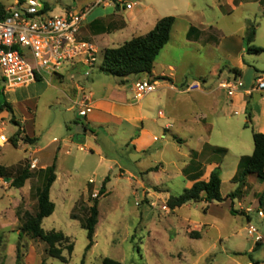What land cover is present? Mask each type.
Wrapping results in <instances>:
<instances>
[{
  "label": "rangeland",
  "instance_id": "rangeland-1",
  "mask_svg": "<svg viewBox=\"0 0 264 264\" xmlns=\"http://www.w3.org/2000/svg\"><path fill=\"white\" fill-rule=\"evenodd\" d=\"M16 1L21 0H0V5L6 9ZM45 1L52 8L50 15L58 14L73 3V0ZM205 1L197 0L202 14L198 15L196 24L202 22L205 27L211 26L224 36L240 35L244 48L247 27L253 24V44L264 48V0H241L239 6L236 3L237 7L227 10L224 15L204 7ZM182 44L179 33L174 34L172 41L160 52V63L174 64L179 75L186 73L196 79H212L209 74L212 64L222 59V54L207 47H200L198 51L192 48L185 50ZM110 46L116 47L117 43ZM241 61V80L246 86L254 82L257 73L264 76V52L244 53ZM101 62L102 53L99 52L95 69ZM165 72L168 73L167 70ZM126 77L127 81L120 86L134 101L133 87L138 78L136 75ZM106 79L107 82L99 85V90L107 89L110 81L120 80L114 77ZM88 90L96 92L97 89ZM2 94L5 100L16 105L17 116L13 114V117L18 125L11 122L10 114L0 113V133L8 139V143L0 146V166L19 168L35 161V167L29 168L36 173L28 181L31 189L42 183L43 177L39 173L43 172H38L39 166L50 165L56 158L58 180L50 198L55 209L43 219L41 228L44 232H61L73 243V250L70 256L62 252L68 259L67 263H62L45 255L43 242L25 234L20 236L22 219L17 218V211L33 212L34 198L25 195L16 205L21 192L11 188L7 180L0 179V262L98 264L103 258H110L120 264H253L255 259L264 263V217H260L255 208L239 212L236 206L238 198L210 204L189 202L172 211L166 207L167 199L180 195L188 184L180 172L188 162V148L172 139L170 133H165V139L130 143L127 134L94 129L99 149L80 151L74 142L69 148L64 147V140L69 136H83L81 128H76L83 118L79 121L74 113L67 112L72 103L67 102L59 84L44 76L24 87L2 91ZM244 124V115L233 117L232 128L242 134L243 140L247 137L251 142V129L244 128ZM24 137L35 138L36 142H26ZM14 138L17 139L16 147L11 145ZM211 138L212 142H219L215 135ZM143 142L148 145L144 147ZM34 149L40 152L36 153ZM214 156L223 158L220 193L224 198L238 187L232 182L231 175L234 150L228 153L216 151ZM159 162L162 163L159 171H145ZM105 179V193L100 195L98 192ZM255 181L247 185L249 199L259 188L260 180L257 178ZM85 187L89 193L83 198ZM94 200H97L98 222L93 245L85 251L88 242L82 224ZM241 204L246 206V202ZM230 209L235 212L231 214ZM261 211L264 214V206ZM250 230L254 231L253 238L248 235Z\"/></svg>",
  "mask_w": 264,
  "mask_h": 264
},
{
  "label": "crops",
  "instance_id": "crops-1",
  "mask_svg": "<svg viewBox=\"0 0 264 264\" xmlns=\"http://www.w3.org/2000/svg\"><path fill=\"white\" fill-rule=\"evenodd\" d=\"M44 2L50 12L52 8L45 0ZM236 3L239 6L241 0H207L204 7L224 15L227 10L232 11L237 7ZM126 5H130V8L127 9ZM66 13L85 14L79 38L92 43L97 48V54L99 52L103 54L107 48H116L134 37L147 34L159 19L170 16L174 18V22L169 42L172 41L174 34L179 33L183 40L181 45L183 49L192 48L198 51L200 47L212 48L222 54V59L215 60L212 64V71L209 72L212 79L198 77L197 80L185 75L186 73L179 75L177 66L164 65L159 61L160 52L166 48L168 42L156 57L151 76H137V81L147 79L156 82V91L137 100L133 87L134 101L127 97L123 86H120L127 81V77L119 78V81L112 79L107 89L99 90V85L110 77L100 72L99 67L95 69V66L87 68L81 64H74L59 69V73L47 75L51 81L59 84L67 102L72 103L67 112L74 113L79 121L83 118V121L76 125L77 129L81 128L83 136L80 138H76L77 134L69 136L64 140V147L69 148L74 142L80 151L98 150L94 129L127 134L130 143L143 139H165V133H170L172 139L185 145L189 151L188 162L180 170L181 175L188 181L187 188L196 180L206 181L215 168L218 167L220 170L223 158H215L216 151L228 153L234 150V167L231 175L232 177L235 175L239 159L252 154L253 142H248L247 137L243 140L242 134L232 128L233 117L244 115L245 123L248 124L246 128L251 129V139L253 132L264 134V90H252L255 80L264 76L257 73L250 86L243 84L241 58L246 51L240 35L224 36L211 26L205 27L202 22L196 24L198 15L202 14V8L199 7L197 0H73L72 6H66L58 14L51 15L64 16ZM190 29H193V32L189 34ZM113 43H117V46L111 47ZM234 70L238 71L239 75L233 72ZM227 79H235L236 82V90L231 96H227L226 90L218 86ZM91 88L97 89L96 92L88 90ZM82 95L89 97V102L84 108L81 105ZM143 100L145 103L142 104ZM6 101L11 104L13 114L17 116L16 105L9 100ZM80 111H85V115L81 116ZM183 134L186 136H181ZM212 135L218 137L219 142H212ZM33 139L35 143V138ZM2 145L4 144H0ZM142 145L145 147L148 144L143 142ZM34 151L40 152L39 149ZM55 162L56 158L50 165L45 164L38 169L44 170ZM161 167L162 163L159 162L145 171L155 172ZM29 180L17 189L21 192V197L16 205L25 195L33 197L36 203V190L42 186L43 178L40 185H35L31 189L28 185ZM57 180L56 176L50 188V198ZM255 180L257 177L254 174L246 177V184L236 205L239 212H248L255 208L262 213L264 199L260 202L259 196L264 193V181H260L258 190L252 193L250 199L246 194L247 185L256 182ZM7 184L10 185V182ZM92 191L95 192L94 189ZM88 193V187H85L81 197H88ZM242 201L246 202V206L241 204ZM255 261L264 264L260 260Z\"/></svg>",
  "mask_w": 264,
  "mask_h": 264
},
{
  "label": "trees",
  "instance_id": "trees-1",
  "mask_svg": "<svg viewBox=\"0 0 264 264\" xmlns=\"http://www.w3.org/2000/svg\"><path fill=\"white\" fill-rule=\"evenodd\" d=\"M3 9V6L0 5V14L3 12ZM44 10H48L46 4L44 5ZM173 22V17L169 16L161 18L147 34L134 37L116 48L105 49L102 54L101 65L99 66L100 72L116 78H124L129 75L151 76L153 63L156 57L169 42ZM192 32L193 29H190L189 34ZM254 36L255 28L253 24H249L245 33V51L248 54H259L264 52V48L253 44ZM233 72L239 75L238 71L234 70ZM0 94V113L7 112L11 115V122L18 125L13 117L11 104L3 98L2 92H0ZM244 127H248V124L245 123ZM17 135L19 134L17 133ZM24 140L29 143H34L33 139L27 137H24ZM252 142V154L250 156H242L239 159L237 171L232 178V182L238 184L235 191L226 195L224 198L221 196L220 170L217 167L210 173L206 181L196 180L191 187L184 189L180 195L170 196L166 201V207L172 211L189 202H204L210 204L213 202L219 203L224 200L233 201V199L238 198L241 195L248 175L254 174L260 181H264V134L253 132ZM11 145L13 147L17 146L16 138L11 140ZM55 171L56 166L54 163L50 167L38 171L43 172L39 173L43 177V183L42 186L36 190V203L33 212L24 211L23 213H20V211H17V218L19 217L22 219L20 236L25 234L31 239L43 242L45 244V255L62 263H67L68 259L62 255V252L65 251L67 255L70 256L73 250V243L61 232L53 230L44 232L41 228L43 219L49 217L55 209V205L50 200L49 196L50 188L56 178ZM34 174V172L30 171L29 166L10 169L0 166V178L8 180L10 182V187L15 189L21 188L27 180L33 177ZM106 181L107 179L103 181L98 194L103 195L105 193L104 185ZM98 194L95 198H97ZM262 199H264V193L259 196L260 202ZM96 201L97 200H94L92 206L88 208V215L82 224L88 242L85 251H88L93 245L95 226L98 222ZM234 212L235 211L230 209L231 214ZM1 245L2 237L0 235V248ZM0 264L3 263L0 262ZM15 264H17V262ZM41 264H44V262ZM81 264H83V262ZM98 264L120 263L110 258H103ZM254 264H259V262L254 261Z\"/></svg>",
  "mask_w": 264,
  "mask_h": 264
},
{
  "label": "built area",
  "instance_id": "built-area-1",
  "mask_svg": "<svg viewBox=\"0 0 264 264\" xmlns=\"http://www.w3.org/2000/svg\"><path fill=\"white\" fill-rule=\"evenodd\" d=\"M45 4L43 0L16 1L0 14L1 92L59 73V69L68 65L95 66L97 48L79 38L85 14L52 16L48 10H44ZM126 8L129 9L130 5H126ZM156 85L154 81L140 79L134 85L135 99L140 100L154 93ZM218 86L226 90L227 96L236 90L235 79L224 80ZM252 90H264V78L258 77ZM88 102L89 97L82 95L83 108ZM79 113L85 115V111ZM5 143H8V139L0 133V144ZM35 165V161H31L29 168ZM258 215L264 217L259 211ZM253 234V230L248 231L251 238Z\"/></svg>",
  "mask_w": 264,
  "mask_h": 264
}]
</instances>
